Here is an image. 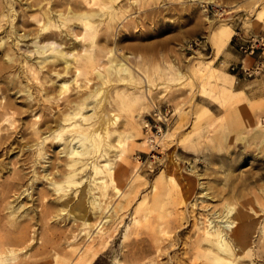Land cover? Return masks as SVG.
<instances>
[{
    "label": "rangeland",
    "instance_id": "1",
    "mask_svg": "<svg viewBox=\"0 0 264 264\" xmlns=\"http://www.w3.org/2000/svg\"><path fill=\"white\" fill-rule=\"evenodd\" d=\"M214 1L225 8L209 5V12L204 16L195 0H154L152 8L132 11L128 20H135L136 26L133 24L126 31L121 21L115 22L116 35L110 40L101 36L97 41L100 48L112 51L116 61L127 64L124 78H128L131 86L138 85L134 88L129 83L114 84L112 90H115L110 89L112 105L107 104V110L116 111L119 116L116 127L119 130L122 127L120 131L129 130L134 136L129 140L124 161L136 173L123 188L126 197L112 198L111 206L123 203L119 216L122 217L113 222L109 220L103 229L102 225L97 226L99 220L90 235H81L80 223L74 222L66 212L60 216V202L46 180L34 182L32 191L31 178L37 173L42 175L43 169L40 165L33 167V154L27 147L35 143L36 128L41 127L43 133L51 130V133L61 111L69 110V102L52 99L64 80L72 86L64 96L70 101L89 92H79L73 85V54H86L75 38L82 28H73V25L78 23V14L98 7L90 6L93 0H51V12L70 21V28L42 32L44 21L38 23L37 19L45 13L46 0H13L11 9L0 6L8 15L0 24V40L4 41L0 46V239L27 240L23 246H13L18 250L24 248L21 254L26 258L24 264H54L55 257L66 259L64 264H136L155 259L158 264H192L190 244L201 226H196L200 223V209L193 204L202 195L194 173L207 186H222L224 170L233 165L235 175L250 174L256 179L264 175V137L253 139L261 133L260 129L250 128L242 133L256 112H264V50L250 55L240 49L252 39L264 37V0ZM219 9L225 10L224 22L216 11ZM207 17L217 23L209 28ZM259 18L263 22L255 25L253 21ZM17 29L19 35H29L20 43L21 50L7 36ZM47 35H54L57 42L51 52L31 54L33 39ZM23 56L30 57L38 67L45 65L43 58H47L44 75H38L44 76L43 86L26 72L21 61ZM257 64L263 65V71L248 75L246 71L255 69ZM232 67L238 68L232 70ZM87 77L94 90L99 84L98 78L95 75L80 78L85 81ZM5 112L13 114L14 126L3 122ZM239 135L246 140L236 142ZM47 145L52 158L50 166L47 165L48 173L56 180L65 157L59 154L56 148L59 144L53 138ZM173 172L179 180L188 183L189 194L182 198L168 193L158 203L154 202L158 187L170 181L169 175ZM24 190L29 192L23 193ZM42 191L46 197L44 202L39 196ZM28 193L33 194L34 201L27 198ZM145 196H150L155 210L147 220L143 217L145 206L141 205ZM21 206H24L22 211ZM104 215L105 220L112 218V210ZM160 230L167 234H161ZM257 235L253 238L254 247L264 242ZM158 245L164 249L160 257L156 253ZM262 256L253 261L264 264Z\"/></svg>",
    "mask_w": 264,
    "mask_h": 264
},
{
    "label": "bare ground",
    "instance_id": "2",
    "mask_svg": "<svg viewBox=\"0 0 264 264\" xmlns=\"http://www.w3.org/2000/svg\"><path fill=\"white\" fill-rule=\"evenodd\" d=\"M93 1L94 3L90 6H96L98 9L88 10L78 15L76 14L78 17V23L73 25V28H82L80 35L75 38L80 41V44H82V46L80 45L81 48L86 50L85 55H82L81 53L73 54L74 59L72 68L75 70L73 85L76 86L75 89L79 92L88 90L89 92H86L87 94L85 93L86 95L84 94L85 96L80 99L70 101L69 98L64 96L70 93L72 86L68 83L67 79L66 81L64 80L58 94L54 95L55 97L52 99L57 102L61 100L69 102V110L66 109L67 111H64L63 109V111H61L62 113L58 119H55L56 121L54 120L55 128L51 133V130L43 133L44 130H41V127L36 128L34 131L35 143L34 145L27 147L31 149V153L33 154L34 159L31 160L33 167L40 165L39 168L43 169V174L41 173L42 175H38L37 173L31 178L32 191L34 182L46 180L48 183L47 185H50V188L52 187L53 192L57 196V200L60 202V216H63L62 214L66 212L65 214H68V217L74 222L80 223L79 233L81 235H90L93 225H97L100 221L101 222L97 226L102 225L103 229L106 227L107 223H109V220L113 222L122 217L119 216L121 214L120 212L123 210V203H119L116 207L111 206L112 198L115 196L126 197V195H123V188L131 183L133 180L132 176L136 173V170L130 168V166L124 161L125 154H127L129 148V140L134 138V136L129 130L120 131L122 127H120V130L118 129L119 126L116 127L118 120H120L116 111L110 112L107 110V104L112 105V102H110L112 98L111 92L115 90V88L112 90V86L114 84L116 85L118 82L122 83V85L123 83H129L128 78H124V74L128 72V67L126 63L116 61L112 51L108 50V48H100L97 41L101 36L110 40L115 34V28L113 26L115 22L121 21V24H123V28L126 29V31L129 30L131 25L133 26L134 24L136 26L137 23L135 24V20H128L132 11L136 8L139 10L152 8V2L154 0ZM156 3L158 5V2ZM195 3L198 4V8L204 16L209 12V5L215 6V9L218 7L225 8V6L217 4L214 0H195ZM13 4V0H0V6H4V8L7 7V9H11ZM50 4L51 0H46V3L44 4L46 5L45 13L40 19H37L38 23L44 21L41 31L47 32L52 29L60 30L62 27L70 28V21L62 20L60 14L51 12V8H49ZM2 9V12H0V24H2V21L5 22L4 18H8V15H6L7 13L5 14L4 9ZM220 9L216 11L219 12L218 14L221 16L220 20L224 22L225 18L223 15L225 10ZM12 11H10V14H12ZM75 16L71 15L70 17ZM9 19H7V24L10 22ZM11 19L13 20V18ZM205 19L209 28L217 23V20H210L208 17ZM261 21L263 22V20L259 18L253 22L257 25L256 23ZM104 25L107 27L102 28ZM11 29L9 30L11 31ZM1 31L2 30H0V32ZM18 32H20L18 29L12 30L7 36L12 39L14 46L21 50L20 43L25 42L29 38V35H19ZM33 40L35 41L32 42L35 43L34 46H32V50H29V52L36 55H45L46 53H49V51L51 52L52 45L57 44L54 35H47L43 39L36 38ZM226 41L228 43L230 42V35L227 37ZM3 45L4 41L1 38L0 46ZM22 58L21 61L26 67V72L30 74L36 82L43 86L46 83L43 76V70L48 66V63H46L47 58H43L45 59L43 62L45 65L41 67L36 66L39 64H34L30 57L23 56ZM63 61L67 64L66 60ZM68 70H70V67H68ZM41 73H43V75L40 76L42 79L38 76ZM85 75H95L98 78L99 84L94 90L90 87L91 81L88 80V77L86 79L84 78L85 81L81 80L80 77ZM131 85L132 83L128 86ZM136 87H138V85H135L134 88ZM110 89L112 91H110ZM138 89L141 91L140 87ZM130 90L128 89V91ZM121 91L124 94H127V91ZM47 99L50 100L51 98ZM5 110L7 109L5 108ZM3 118V122H7L10 126L15 125L13 114L10 115L5 112ZM263 123L264 112L258 111L251 119H249L248 124L243 129L242 133H246L250 128L253 130L260 129L261 133L253 136V139H258L260 136V138H263ZM50 125L48 129H51ZM51 138H53L54 141H57V144L59 145L56 148H59V154L65 157V160L62 158L64 164L62 163L63 168H61L60 177L55 174V178L58 177L56 180L50 178L51 173H48L49 169L47 168V165L50 166L51 164L50 159H52L51 154L48 153L47 147V143ZM239 140L246 139L241 137V135L236 136V142ZM257 157L258 156H256V158ZM262 159L264 161V153ZM233 162L236 163V158ZM54 167L56 168V166ZM234 168L235 165L224 170L225 179L223 178L224 184H222V186L218 184L216 186H207L205 183L201 182L200 176L194 173V176L199 180L198 188L201 190L202 195L200 197L197 196L194 200L195 203L193 204L194 208L197 207L200 209V223H196V226H201L198 228V232L195 233V240L190 244L192 264H256L255 261H253V258H260V255L262 254V257H264V242L262 241V244H257L258 246L254 247L255 242L253 241L254 236L257 234V236H261L264 240V175L262 177L260 176L259 179L254 178V175L250 174L235 175ZM174 173L176 172L169 175L171 179L170 181H166L165 184L158 187L157 197H154V202L158 203V200H161L163 196H166L168 193H176L182 198L185 194L186 196L189 194L188 183L181 179L179 180L177 174ZM255 179L256 181L260 180L263 183L258 184L257 182V184H255ZM188 182L189 184L192 183L190 181ZM215 182L217 183V181ZM43 191L45 192V190ZM43 191L39 193L42 202L46 200ZM211 191L213 192L211 193ZM27 192H29V190H26L23 193L27 194ZM28 197L29 199L31 198V201H34L32 193H28L27 198ZM150 199V196H145L141 202V205L145 206L143 217L146 220L147 218L149 219V217L152 216L153 211H155ZM23 207L21 206V211ZM111 210L112 218H107V216V219L105 220L102 216L105 213L109 214ZM44 215H46V213H44ZM104 220L105 222H103ZM135 221V223H137L138 219L135 218ZM160 233L167 234L164 230H160ZM26 243L27 240L25 238L16 241H11L6 238L0 239V264H24L26 262V258L23 259L22 256V252L25 251L24 248L18 250V248H14L13 246H23ZM163 250V247L160 245L156 247L158 257L161 256ZM27 255L28 254H25L24 257H27ZM53 263L64 264L67 263V260L55 257ZM136 264H158V259L151 260L149 263L142 262Z\"/></svg>",
    "mask_w": 264,
    "mask_h": 264
},
{
    "label": "built area",
    "instance_id": "3",
    "mask_svg": "<svg viewBox=\"0 0 264 264\" xmlns=\"http://www.w3.org/2000/svg\"><path fill=\"white\" fill-rule=\"evenodd\" d=\"M237 36H238L237 38H239L240 34L238 33ZM240 49L245 51V53H250V55H254L257 51L264 50V37L252 39L251 41H249V43H247V45L245 44L241 45ZM236 68L232 67V70H235ZM242 68L243 70L246 71L244 67ZM262 71H263V65L257 64L255 69L252 68L251 70L246 72L248 75L253 76V75H259Z\"/></svg>",
    "mask_w": 264,
    "mask_h": 264
}]
</instances>
